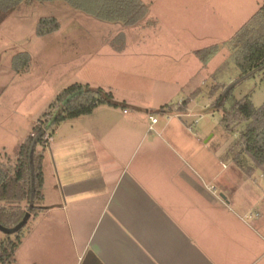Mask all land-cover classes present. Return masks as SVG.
Listing matches in <instances>:
<instances>
[{
	"label": "crops",
	"instance_id": "crops-1",
	"mask_svg": "<svg viewBox=\"0 0 264 264\" xmlns=\"http://www.w3.org/2000/svg\"><path fill=\"white\" fill-rule=\"evenodd\" d=\"M185 101L114 96L116 105L61 122L44 152L42 210L26 224L38 220L33 239L16 254L35 253L26 264H264V209L231 208L221 141L191 134ZM244 174L256 182L257 171Z\"/></svg>",
	"mask_w": 264,
	"mask_h": 264
},
{
	"label": "rangeland",
	"instance_id": "rangeland-1",
	"mask_svg": "<svg viewBox=\"0 0 264 264\" xmlns=\"http://www.w3.org/2000/svg\"><path fill=\"white\" fill-rule=\"evenodd\" d=\"M140 1L149 15L135 30L123 23L101 22L64 2L23 4L0 18V161L16 162L33 126L73 84L111 89L116 102L128 96L149 105L161 104L176 92L191 100L199 89L189 104V113L195 116L187 120L193 122L190 127L195 125L190 130L193 136L204 139L209 132L204 141L213 134L220 139L219 182L232 187L231 208L264 209V173L257 170L256 182L250 184L228 156V146L246 122L232 132L222 124L225 113L245 98L256 108L264 104V73L240 81L232 45L235 33L264 0ZM50 19L58 21L59 29L40 36L38 25ZM204 50H212L206 62L196 54ZM124 51L129 53L122 55ZM151 112L163 119L158 110ZM37 221L31 219L20 237L29 231L34 235ZM15 242L16 235L0 231V246ZM16 252L15 259L0 264H26L35 256Z\"/></svg>",
	"mask_w": 264,
	"mask_h": 264
},
{
	"label": "trees",
	"instance_id": "trees-1",
	"mask_svg": "<svg viewBox=\"0 0 264 264\" xmlns=\"http://www.w3.org/2000/svg\"><path fill=\"white\" fill-rule=\"evenodd\" d=\"M34 2H64L101 22L123 23L131 27L140 25L149 15V8L140 0H0V18L23 4ZM58 29L56 19L42 20L38 34L44 36ZM232 45L240 81L264 73V4L235 33ZM211 53L212 50H204L196 54L206 62ZM198 93L200 91L192 95L191 100ZM113 98L110 91L82 84H73L58 95L21 145L16 162L9 165L0 161V225L15 228L27 214L31 217L42 210L39 206L43 201L44 152L48 137L54 134L55 128L65 120L90 115L100 105H116L112 103ZM191 100H186L179 109L185 111ZM161 111L171 113L172 107H163ZM232 122L233 125L229 126ZM243 122H246L245 129L231 142L227 151L234 164L252 176L264 167V104L256 108L250 99L245 98L222 118L223 127L231 132ZM15 235V243L0 246V263L14 257L22 239L20 232Z\"/></svg>",
	"mask_w": 264,
	"mask_h": 264
},
{
	"label": "water",
	"instance_id": "water-1",
	"mask_svg": "<svg viewBox=\"0 0 264 264\" xmlns=\"http://www.w3.org/2000/svg\"><path fill=\"white\" fill-rule=\"evenodd\" d=\"M261 171L264 172V167H260ZM30 219V214H27L26 217L24 218V220L22 221V223H20L18 226H16L15 228L12 229H8L3 227L2 225H0V231L6 235H15L17 233H19L24 226H26V224L28 223Z\"/></svg>",
	"mask_w": 264,
	"mask_h": 264
},
{
	"label": "built area",
	"instance_id": "built-area-1",
	"mask_svg": "<svg viewBox=\"0 0 264 264\" xmlns=\"http://www.w3.org/2000/svg\"><path fill=\"white\" fill-rule=\"evenodd\" d=\"M157 122H158L157 118H152V123H153V124H156ZM193 126H195V125H193ZM193 126L190 127V130L193 128ZM251 218H252L251 215H247V216L245 217V219H251Z\"/></svg>",
	"mask_w": 264,
	"mask_h": 264
}]
</instances>
